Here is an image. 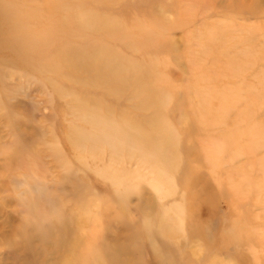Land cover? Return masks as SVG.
<instances>
[{
  "label": "rangeland",
  "instance_id": "1",
  "mask_svg": "<svg viewBox=\"0 0 264 264\" xmlns=\"http://www.w3.org/2000/svg\"><path fill=\"white\" fill-rule=\"evenodd\" d=\"M0 264H264V0H0Z\"/></svg>",
  "mask_w": 264,
  "mask_h": 264
}]
</instances>
